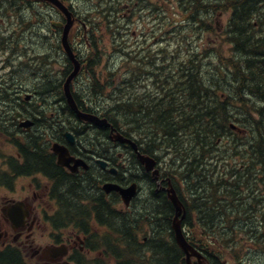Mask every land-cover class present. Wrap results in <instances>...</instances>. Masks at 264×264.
Instances as JSON below:
<instances>
[{
	"label": "trees",
	"instance_id": "obj_1",
	"mask_svg": "<svg viewBox=\"0 0 264 264\" xmlns=\"http://www.w3.org/2000/svg\"><path fill=\"white\" fill-rule=\"evenodd\" d=\"M94 2L90 12L98 17L88 16V21L98 30L97 19H104L109 27L110 43L113 44L108 45L118 50L117 52H124L123 56L127 59L124 69H127V73L122 75L120 69L111 68L105 71L104 76V72L97 71L100 64L92 65L89 53L85 54L87 57L83 62L86 63L88 75L82 84V91L74 92L76 102L81 104V99L85 98L90 105L101 107L103 115L117 128L126 131V135L135 137L141 143L143 151L157 152L160 156L167 155V158L164 157L167 169L165 173L171 172L179 177L181 186L185 178L189 180L191 210L194 212L187 209L185 219L188 223L205 220L213 225L207 232L204 229L202 236L192 237L191 243L202 249L209 258L211 255L208 252L224 260L235 251L227 242V223L234 213L240 217L243 212H247L243 211L241 199L243 194L251 190V185H247V182L250 183L249 177H258L257 174L264 173V106L254 103L255 95L264 103V0ZM127 10L131 11L130 15L139 10L147 16H155L157 24L151 38L142 44L139 51H127L120 41L122 16ZM223 13H229L224 39L230 46V55L225 57L220 51H216L213 55L215 62L218 61L217 65H209V62L203 64L202 57L193 52L197 49L195 44L187 48L189 53L184 59L172 61L171 64H164L159 56L153 57L148 52L150 43L156 41V45H161L160 39L168 33L180 36L213 32L214 16ZM81 36L79 38L82 39V47L78 50L79 54L97 47V42L87 43L82 33ZM159 53L163 54V49ZM168 65L172 67L169 71ZM100 68L104 70L103 67ZM226 71H229L231 79L223 82L222 76ZM219 75H222L220 79ZM234 82L239 94L234 89ZM225 83H229L227 91L232 86L238 98L237 102L218 92ZM151 84L155 89H142ZM43 90L52 91V97L59 94L55 82L44 84ZM62 99L64 101L63 96ZM231 106L236 107L234 116ZM240 119L247 120L262 136L260 149L251 146L245 128L235 121ZM89 141L90 139L87 140L88 143ZM32 158L37 164H50L48 158L37 155ZM235 172L241 174L233 175ZM63 183L61 182V188H67L69 192L71 189L68 188V183ZM82 188H75L74 191L80 193ZM84 192H87L85 188L81 193ZM66 195L71 196L69 193ZM99 200L98 216L109 218L112 225L119 226L117 229L126 228L127 234L129 227L139 226L142 220L153 226L158 242H154L152 248L150 246V257L153 260L150 264H186L184 254L175 242L172 240L166 243L159 236L161 229L166 230L169 226L173 211L164 193L146 201L141 206V216L136 220L129 215L126 219H121L114 210H109L107 204H102V197ZM183 203L186 205L185 201ZM108 211L115 216H108ZM119 236L118 239L121 240V235ZM261 236L263 237L262 234ZM122 241L126 247L125 254L116 256L117 264H135L132 251L135 244L125 238ZM260 241L255 238L254 243L258 245ZM244 244L245 242H241L240 253ZM122 248L124 247L121 246ZM20 261L21 256L15 249L0 250V264H19Z\"/></svg>",
	"mask_w": 264,
	"mask_h": 264
},
{
	"label": "flooded vegetation",
	"instance_id": "obj_2",
	"mask_svg": "<svg viewBox=\"0 0 264 264\" xmlns=\"http://www.w3.org/2000/svg\"><path fill=\"white\" fill-rule=\"evenodd\" d=\"M45 111L44 108L0 111L4 115L0 121L11 130L7 141L12 139L10 152L6 151L0 157V175L6 179L3 183L6 189H2L5 200L1 201L3 205L0 206V246L16 244L15 247L21 251L22 261L28 257L34 264H77L79 259L93 253L89 244L108 240L109 218L98 216L100 197L104 201L102 204L112 209L108 195L102 192V183L113 179L124 186L126 181L134 180L150 186V182L145 174L139 172L141 166L139 168L137 163L130 162L127 167L125 156L121 157L120 154L118 157L121 158L117 159L108 154L113 151L108 141L92 140V125H84L75 116L63 118L70 124L68 131L75 136L74 140L71 143L68 141L66 130L55 132L54 138L67 147L70 155L82 162L75 165L71 162L74 170L58 165L56 155L48 150L50 146L41 139L44 135ZM68 112L74 114L72 110ZM23 119L33 122L30 130L20 125ZM105 135L108 136L107 133ZM77 137H81V140L78 141ZM5 144L8 145L7 142ZM36 155L48 158L50 164H37L32 158ZM110 167L115 169L114 175L110 173ZM15 181L19 183L18 187L14 185ZM254 181V177H249L251 185ZM61 182H64L63 185L68 183L71 190L67 192V188H61ZM79 187H83L81 192L84 188L87 192L74 191ZM255 193L252 187L253 197L257 195ZM17 201H21L22 208L11 210ZM134 202L133 199L132 204ZM26 210L25 218L19 220L18 215ZM123 213L116 214L124 219ZM108 216L115 215L108 211ZM100 222L103 223L102 228L98 225ZM242 223L247 224V219L238 222L239 225Z\"/></svg>",
	"mask_w": 264,
	"mask_h": 264
},
{
	"label": "rangeland",
	"instance_id": "obj_3",
	"mask_svg": "<svg viewBox=\"0 0 264 264\" xmlns=\"http://www.w3.org/2000/svg\"><path fill=\"white\" fill-rule=\"evenodd\" d=\"M77 7L79 9V11H84L86 10L89 6V2L86 0H77ZM172 6H174L173 3H171ZM171 11H173V9H171ZM132 20H130L128 22L129 28L127 29L126 32H131L132 33V37L128 38L127 42L125 45H127V49H131L132 47L136 50H140L139 47H136V45H134V43L132 44V42H138L139 40L141 42H145L146 40H150L151 38V34L153 33V28L152 26L156 25L157 23L154 21V17L155 16H147L145 13L140 12L139 10H135L132 13ZM6 20H8L11 24V28L9 30V33L11 32L10 38H17V36L20 33H26L27 35L25 36L24 40H28L30 42V40H33V43L36 41L35 38V33H31V31H28L27 29H24V27L20 26L21 24H25L26 21L22 19L18 20L15 17H8L6 18ZM33 20V19H32ZM218 22H217V26L219 28H215V30L211 33H204V34H198V35H193V34H185V35H180V36H175L172 33H168L166 34L162 39H160L161 45H156V41H154L155 43H150L148 45V52H150V55L153 57L159 56L160 57V61L164 60V64H171L172 61H177L180 58H184L187 55V48H191V44H195L196 48L195 50H193V52H198V54H201V57L203 58V63L204 64H212V65H217L218 61L215 62V56L213 54H216V51H220L223 56L225 57H229L230 55V46L228 44L225 43L224 38L225 34H224V28L225 25L227 23V17L226 15H222L221 17L218 18ZM100 27H101V31H105V26L103 25V23H99ZM152 27V29H151ZM3 29H8V27L6 28L5 24H3L2 26ZM75 29V28H74ZM73 29V31H74ZM155 29V28H154ZM138 35L140 36V39H137ZM146 35V36H145ZM146 38V39H145ZM110 40V35H108L107 33H105L104 35V42L103 44L98 46V56H92V60L93 61H98L99 63H103V65H107L109 66L108 68H104V72L105 71H109L111 68H116L118 67V65L120 64L121 69L124 71V67L126 66V64L124 63V59L123 56L120 52H117L115 49H113L112 47H110L107 43ZM189 42V43H187ZM112 44V43H110ZM181 44V45H180ZM188 44V45H187ZM33 45V44H32ZM113 45V44H112ZM20 46H22L20 44ZM34 48V52L39 51V47L37 44L33 45ZM163 49V54L159 53V50ZM191 50V49H190ZM104 54L102 55L103 57H101V53ZM182 56V57H179ZM108 57V58H107ZM4 53L3 50L0 47V76L2 75V67L4 64ZM168 61V62H167ZM52 62V61H51ZM140 64V63H138ZM51 67L55 69L57 68H61V71L63 69L62 66V62H54L51 64ZM102 69L98 68L97 71L101 72ZM104 76H106V72L104 73ZM221 76V75H220ZM82 78V77H81ZM83 80L85 79V77L82 78ZM230 80L231 78L229 77V75L227 76L226 80ZM225 82V81H223ZM234 84V89L235 91H237L236 93L239 94V90L236 89L235 86V82ZM31 86V85H29ZM28 86V88H29ZM81 84L79 86L76 87V89L80 90L81 89ZM35 90H37V86L35 88ZM59 90H61V85L59 84ZM235 91L232 89V86L230 85L228 88V92H229V96L230 95H236ZM21 93H26V91H23ZM20 93V94H21ZM25 96V95H24ZM22 98V97H21ZM233 101L237 102L235 99H233ZM254 103L258 104L259 106L263 105L264 103L256 96H254ZM264 106V105H263ZM231 109H233V116L235 114L236 111V107L231 106ZM237 122L238 125L243 126L245 128V130L248 131V128L250 126L249 122L245 119H240V120H235ZM47 122H45L44 125H46ZM250 140V136H247ZM164 157L167 158V155H163ZM163 160L162 159V165L163 164ZM256 182V180L254 181V183ZM141 194L138 196L139 200H137V202L134 203L133 205V210L136 209L137 207L143 206V204L146 201H149V199H147L145 197V194H143V190L140 189ZM186 196L188 197V193H186ZM256 194V193H255ZM121 218V217H120ZM119 218V220H120ZM216 220L218 221L219 219L216 218ZM237 223L236 225L231 227V230L236 229L239 230L241 232H243L246 236L248 237H254L256 235H260L259 231L261 228H264V220H254L252 221V223L245 228L244 226H241ZM257 226V227H256ZM252 228V229H256L257 233H254L253 231H248V228ZM156 231V230H154ZM165 233H163L162 235L160 234L159 236H163ZM141 236V235H140ZM157 235H155L156 237ZM261 246L263 247V241L261 240L260 242ZM91 257H94L93 255H91ZM244 258L246 259L245 264H264V253L256 251L255 249H252L251 251H249L247 254L244 255ZM104 264H113L112 261L107 258L104 261Z\"/></svg>",
	"mask_w": 264,
	"mask_h": 264
},
{
	"label": "water",
	"instance_id": "obj_4",
	"mask_svg": "<svg viewBox=\"0 0 264 264\" xmlns=\"http://www.w3.org/2000/svg\"><path fill=\"white\" fill-rule=\"evenodd\" d=\"M53 2H55L56 4H58L59 6L60 3L57 2V0H52ZM71 23L70 21L67 23V25L65 26V30H64V33H63V38H62V43L70 57V59L73 61L74 65H75V69L74 71L71 73V75L67 78L65 84H64V93H65V97H66V100L68 102V104L73 108V109H77L76 106H75V103L73 101V98L71 96V93H70V88H69V82L70 80L72 79V77L76 74V72L78 71L79 69V63L75 60L74 56L72 55L68 45H67V42H66V34H67V31L70 27ZM80 116L84 117V118H87V119H91L93 120L95 123L97 124H107L106 120L102 119V120H99L98 117L96 116H89V115H86V114H80L78 113ZM116 137H118L120 139V136L119 134H116ZM124 141H128L130 142V140H126V139H123ZM132 145L135 147V145L132 143ZM140 160L142 162H144L147 166V169L151 168L154 164V160L152 159H146V158H140ZM154 173H158V171H154ZM105 188L107 191L111 190L112 187L110 185H105ZM133 186L129 187L128 189H125L124 191L121 192L122 196L125 197V200L127 201L129 199V197L133 194ZM169 192V198L171 199L172 203L174 204L175 206V209H176V214H175V217H174V220H173V228L175 230V238H176V241L177 243L180 245V247L184 250V252L186 253V257H187V262L188 264H190L189 262V258H190V255H198V253L196 251H194V249L185 241L182 233H181V228H180V221L177 219V216L181 213V203L175 193V191L171 188L168 190ZM189 251H191V253H189Z\"/></svg>",
	"mask_w": 264,
	"mask_h": 264
},
{
	"label": "bare ground",
	"instance_id": "obj_5",
	"mask_svg": "<svg viewBox=\"0 0 264 264\" xmlns=\"http://www.w3.org/2000/svg\"><path fill=\"white\" fill-rule=\"evenodd\" d=\"M256 7V6H255ZM262 7V6H261ZM96 28V27H95ZM264 52V51H263ZM108 58V57H107ZM151 81V80H150ZM49 88V87H48ZM59 89V88H58ZM230 97V99L231 100H233V99H235L236 101H237V97H236V95H230L229 96ZM263 102V101H262ZM152 103V102H151ZM107 105V104H106ZM256 105V104H255ZM258 105V104H257ZM264 105V104H263ZM263 105H261V106H263ZM259 106V105H258ZM261 120V119H260ZM238 122V121H237ZM40 124V123H39ZM249 130L251 131V133H252V136H251V133L249 134ZM126 132V131H125ZM246 132H247V135L246 136H250L251 138H250V140H249V142L252 144V147H254V149L256 148V149H260L261 147H262V143H261V141L263 140V138H262V136L257 132V131H255L252 127H251V125L249 126V128H248V131L246 130ZM263 133H264V131H263ZM83 138V137H82ZM254 140H255V142H254ZM260 144H261V147H259L260 146ZM107 152V151H106ZM199 158V157H198ZM196 160V159H195ZM187 164V163H186ZM133 165V164H132ZM215 165V164H214ZM129 166V165H128ZM128 169V168H127ZM137 170V169H136ZM128 173V172H127ZM132 175V174H131ZM122 176V175H121ZM133 177V176H132ZM127 179V178H126ZM200 179V178H199ZM189 181V180H188ZM178 184V183H177ZM200 186V185H199ZM255 196V195H254ZM163 200V199H162ZM166 200V199H165ZM199 202V201H198ZM200 203V202H199ZM202 205V204H201ZM162 212V211H161ZM220 214V213H219ZM218 214V215H219ZM155 216V215H154ZM156 218V217H155ZM247 219V224H241V226H244L245 228H247L251 223H252V221H253V219H251V218H244V219H241V220H246ZM239 226V225H238ZM157 227V226H156ZM159 227V226H158ZM257 227V226H256ZM228 229H230V231H231V227H228ZM254 230V233H257V230L256 229H252L251 227L250 228H248V231H253ZM254 237H256V238H259L260 240H262L263 241V248H264V239L262 238V236L261 235H256V236H254ZM261 242V241H260ZM261 244V243H260Z\"/></svg>",
	"mask_w": 264,
	"mask_h": 264
}]
</instances>
